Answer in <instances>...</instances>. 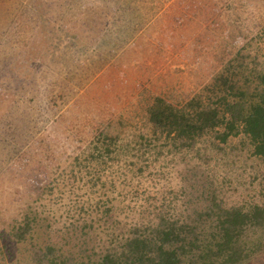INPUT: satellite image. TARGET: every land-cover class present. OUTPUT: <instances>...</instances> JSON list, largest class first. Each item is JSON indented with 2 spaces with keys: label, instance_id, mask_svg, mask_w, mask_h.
I'll return each instance as SVG.
<instances>
[{
  "label": "trees",
  "instance_id": "trees-1",
  "mask_svg": "<svg viewBox=\"0 0 264 264\" xmlns=\"http://www.w3.org/2000/svg\"><path fill=\"white\" fill-rule=\"evenodd\" d=\"M137 2L139 0H123L121 3L119 0H107V5L102 4L98 8V16L93 18L90 12L97 7L90 0L88 4H84V0H0V110L8 106L12 97L10 92L16 91L13 85L21 77L26 79L21 86L26 97L36 96L39 90L47 95L49 86L44 84L45 78L48 75L60 77L58 89L62 105L95 74H113V80H101L92 92L78 94L76 104L64 112L61 121L64 127L74 131L83 126V120L87 121L86 126L90 125L87 128L111 142L113 152L126 145L130 153L134 149L133 142L129 141L130 134L123 130L119 119L110 120L107 111L108 106L123 93L118 88L122 85L128 89V83L123 79L125 73H120L128 63L120 65L119 62L129 61L127 51L144 42L148 31V11L156 9V0H150L148 7L146 3L140 7ZM239 5L229 0H212L209 7L216 20L221 19L225 22L224 26H231L235 20L233 13L246 14L243 5L237 10ZM114 6H117L120 18L111 14ZM126 8H129V14L125 13ZM55 27L62 33L54 32ZM78 29L84 30L87 35L84 42ZM72 31H77V34ZM38 36H42L44 41L52 39L54 44L44 49H31L28 46L30 41L34 43ZM64 39L66 47L59 53L56 48ZM246 45L214 73L208 85L205 83L189 97L172 90L158 92L149 85L142 86L140 76L135 81L137 103L130 118L140 117V129L144 131L141 135L152 133L151 136H154L172 129L178 135L187 137L201 136L204 132L215 133L195 153L183 159V164L187 166V163H195L199 159L203 165L213 166V170L221 169L222 176H226L224 186L209 188L207 197H202L201 205L192 209L182 222L162 224L159 221L151 226L149 235L127 238L122 249L105 251L94 264H236L264 246V241H258L257 235L258 229L264 230V67L255 64L256 58L246 60L241 50ZM26 49H30L27 54ZM141 55L147 57L148 51ZM240 55L242 61L239 60ZM49 67L54 69V73L42 75L45 72L43 68ZM50 68L46 69L47 73ZM38 72L42 76L40 86L36 76ZM34 121H37L36 125L40 124L39 120ZM91 121L97 122V126L93 127ZM17 127L20 128L19 125ZM22 128L26 129H21V133L14 138L7 141L0 139V153H19L20 145L26 142L29 133L27 125ZM52 130L54 134H62L55 125ZM64 133L68 141L70 137L66 131ZM239 134H243L244 141L251 143V154L229 172L231 159L221 153V145L229 143L231 137ZM148 141L152 144L155 139L151 137ZM42 144L35 149L39 165L33 173H37L38 178L31 177L35 188L41 187L45 192V195L35 197L41 208L46 202L52 204L60 191L58 180L52 175L53 168L58 165L49 156L53 144L44 141ZM30 148H34L33 145ZM139 154L141 152L137 151L131 159L124 161L126 163L122 167L130 181L135 183L142 176ZM204 154L211 156L207 163H203L206 162L203 161ZM96 190L80 204L77 211L91 218L101 216L103 222L97 228L106 226L115 236H120L111 230L114 223H108L114 218V210L123 205L119 187L113 181V185L103 183ZM229 190L241 192L244 202L228 203L225 194ZM66 193L71 194L72 191ZM256 198L263 205L248 202ZM33 211L26 212L11 229L0 227V264H79L75 256L72 259L68 254L71 250L68 242L50 239L51 234L41 226L42 215ZM103 212L106 215H102ZM85 218L80 220L81 228L86 224ZM79 226L65 230L63 236L74 230L77 233ZM252 235L258 238H252ZM252 239L255 241L250 244Z\"/></svg>",
  "mask_w": 264,
  "mask_h": 264
},
{
  "label": "rangeland",
  "instance_id": "rangeland-1",
  "mask_svg": "<svg viewBox=\"0 0 264 264\" xmlns=\"http://www.w3.org/2000/svg\"><path fill=\"white\" fill-rule=\"evenodd\" d=\"M84 1V4H88V0ZM122 1L119 0L120 3ZM196 1L156 0V9L150 8L148 17L146 16L148 31L145 33L144 42L127 51L129 61L119 62L120 65L128 63L120 70L121 75L125 73L123 79H126L128 89L118 82L121 85L118 90L123 93L108 106L107 113L110 120L119 119L123 130L130 134L129 141L133 142L134 148L130 153L127 152L126 145L113 152L111 142L107 138L101 139L96 131L87 128L90 126H86L87 121L83 120V126L76 131L64 127L61 121L64 119V112L76 104L78 94L92 92L101 80H113V74H95L84 88H80L79 92L68 100L65 99L62 105L60 103L63 100L60 99L58 89L61 79L57 75H48L54 73L53 68L49 67L48 73L46 69L49 68H43L45 72L42 75H48L44 81V84L49 86L47 95L39 90L36 96L34 94L26 97L21 87L26 79L21 77L16 80L13 85L16 91L10 92L12 97L8 106L0 110V139L7 141L14 138L21 133V129H26L22 128L24 125L28 126L29 133L26 142L20 145L19 153H0L1 228L11 229L22 220L26 212L33 213V210H36L44 219L41 226L46 233L51 234L50 239L66 240L71 249L68 254H71V258L75 256L79 264H94L105 251L122 249L127 238L149 235L151 226L159 221L162 224L182 222L192 209L201 205L202 197H207L209 188L224 186L226 176H222L221 169L213 170V166H205L199 159L195 160V163H187V166L183 164V159L195 153V150L215 133L204 132L201 136L187 137L178 135L172 129L158 132L154 136H151L152 133L141 135L144 131L140 129V117L135 116L134 120L130 118L137 103L138 88L134 83L139 78L142 86L149 85L152 90H172L189 97L245 44L246 47L241 50L246 60L252 61L256 58L255 64L264 67V0H229L235 5L241 3L246 7V14L233 13L235 20L231 26H224L225 22L215 19V14L209 7L212 0ZM90 3L97 7L90 12L93 18H96L98 8H101L102 4L107 5V0L103 3L102 0H90ZM137 3L140 7L146 3L145 6L148 7L150 0H139ZM242 5H239L237 10ZM128 10L129 8H126V14H129ZM111 14L120 18L117 6L113 7ZM78 30L79 37L84 42L87 35L84 30ZM54 32L62 33L56 27ZM71 33L77 34V31ZM37 35L40 33L37 32ZM41 37L33 38L34 43L30 41L28 46L36 50L54 44L52 39L44 41ZM63 47H66L65 39L58 44L56 50L60 53ZM29 51L30 49H26L25 54ZM146 51L148 56L143 57L141 53ZM239 60L242 61L241 55ZM112 62H115V59H112ZM36 76L40 86V72ZM35 119L39 120L40 124L36 125L37 121L32 122ZM91 122L93 127L97 126V122ZM53 125L58 127L61 135L54 134ZM64 131L70 137L68 141ZM150 136L155 139L152 144L148 141ZM230 139L229 143L221 145V153L235 161H230L229 172L249 158L252 147L251 143L244 141L243 134ZM43 141L53 144L49 156L52 162L58 165L53 168L52 175L57 178V188L60 191L52 204L46 202L41 208L35 197L45 195V192L41 187L35 188L31 177L38 178L37 173H33L39 165L36 163L35 149L37 146L42 147ZM31 145L34 148H30ZM137 151L141 152L139 158L142 159V176L138 178V183H135L130 181L122 167L126 163L124 161L131 159ZM203 157V161H206L203 163L211 159L209 154H204ZM113 181L122 193L120 202H123L124 206L114 210V218L108 223H114L111 230L118 232L120 236H115L106 226L97 228V225L103 222L101 216L91 218L77 211L80 204L97 191L98 186L108 182L113 185ZM66 191L72 193L67 194ZM241 194L229 190L225 194L227 202H244ZM248 202L263 205L259 198ZM103 214L106 215L104 212ZM82 217H86L84 228H81ZM77 225H80L77 233L75 230L73 233L68 231L71 235L63 236L65 230H71ZM257 235H252V238L263 242L264 230L258 229ZM255 239L249 240L250 244ZM236 264H264V246Z\"/></svg>",
  "mask_w": 264,
  "mask_h": 264
},
{
  "label": "crops",
  "instance_id": "crops-1",
  "mask_svg": "<svg viewBox=\"0 0 264 264\" xmlns=\"http://www.w3.org/2000/svg\"><path fill=\"white\" fill-rule=\"evenodd\" d=\"M224 64H225V63H224ZM224 64H221L220 67H221L222 65H224ZM220 67H219V68H220ZM219 68H217V69L213 72V74L210 75L209 78L205 80V81H206V84H205V85H208V84L212 81L214 75L216 74L215 72H217V71L219 70ZM214 73H215V74H214ZM205 85H204V86H205ZM204 86H202V87H204Z\"/></svg>",
  "mask_w": 264,
  "mask_h": 264
}]
</instances>
